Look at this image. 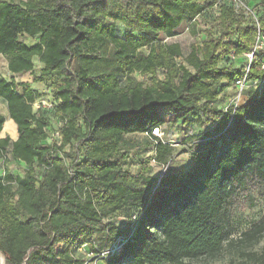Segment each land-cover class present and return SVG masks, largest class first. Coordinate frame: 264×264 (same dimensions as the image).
<instances>
[{"label": "trees", "instance_id": "obj_1", "mask_svg": "<svg viewBox=\"0 0 264 264\" xmlns=\"http://www.w3.org/2000/svg\"><path fill=\"white\" fill-rule=\"evenodd\" d=\"M245 1L264 34V0ZM199 17L209 25L187 51L161 38ZM256 37L251 17L227 0H0V55L11 74L0 75V98L17 132L0 138V154L24 168L0 174L4 263L85 264L82 250L103 264L219 257L237 212L255 203L253 193L264 198V84L244 91L235 107L218 106L238 78L264 81L261 49L239 68L220 65L253 51ZM24 73L50 88L51 108L33 111L41 95L16 83ZM169 112L205 126L186 139V170L168 166L172 148L151 133ZM50 113L62 125L59 140L44 144ZM4 121L0 114V130ZM137 129L152 138L153 160L167 165L162 174L125 166V134ZM118 215L125 225L109 221ZM263 236L264 216L236 244ZM244 255L264 264V251Z\"/></svg>", "mask_w": 264, "mask_h": 264}, {"label": "rangeland", "instance_id": "obj_2", "mask_svg": "<svg viewBox=\"0 0 264 264\" xmlns=\"http://www.w3.org/2000/svg\"><path fill=\"white\" fill-rule=\"evenodd\" d=\"M258 9V8H257ZM256 9V10H257ZM203 17H199V19L195 22V25L183 24L178 29L176 34L170 38H163L165 42H175L178 43L183 51H187L191 44H196L201 41V37L204 35L205 28L208 27V22H206ZM120 28V26H119ZM27 44L35 43L34 39H30L28 37H22ZM261 50L264 51V40L263 45L260 47ZM242 59V60H241ZM245 62H249V58L246 55L243 58H235L231 57V61H221L220 65L227 66L231 69L241 67ZM41 64L35 58L34 59V70L33 75H37L39 72ZM72 66L76 67L75 61L72 62ZM166 70L158 71V77L162 78ZM0 75L3 76L6 80H9L11 74L7 70V61L6 58L0 55ZM33 75L30 73H24L22 75L15 76L16 83L27 82L30 84L32 89L38 91L41 95V100H46L48 103L51 102L52 96L50 88L44 85L41 82H33ZM134 77L139 81L149 82V76H145L139 73H135ZM264 84V81L259 84L250 83L248 81L246 91L251 86L260 88ZM17 90L20 91V86H17ZM244 91L239 96V102L244 99ZM236 89L232 85L224 89L221 93L220 98L218 100V106L227 105L231 102L233 98H236ZM33 111H37L39 108L35 104L32 105ZM0 114L5 117V121L3 123V127L0 130V138L4 136H8L12 140H15L17 137L16 126L12 120H10L7 116L6 104L5 101L0 98ZM176 113L169 112L166 113L163 122L160 125V130L158 131L156 136L160 141L169 145L172 148V154L170 156L169 165L173 168H180L186 170L191 161L190 154V145L192 141H186L188 136H194L199 132L205 129V126L200 125L198 122L193 126H187L180 122V119L175 118ZM48 120L50 122L49 128L50 134L49 137L43 142L44 144L50 143L51 133L58 127V123L56 122L57 118L51 113L47 115ZM125 139L128 146L129 157L125 161V166L132 172L138 170L139 166H146L151 168V174L153 176L159 175L163 173L164 167L167 165H159L153 160V140L151 137H148L143 131L137 129L127 132L125 134ZM9 171L13 175H22L24 172L23 166L16 161L10 160L8 156H4L0 154V174L4 171ZM255 197V203L244 209L243 211L237 212L236 216H234L232 220V225L230 229L229 235L225 240V247L222 254L214 259L201 258L197 260L189 261L191 264H254L250 261L247 256L244 255L246 252L253 251L257 254H260L264 251V236L259 240L258 243L252 246H240V244H236V241L242 237V232L248 230L251 225L257 221H259L264 216V198H257L256 193H253ZM109 221L113 222L118 226H122L126 224V220L121 215H118ZM229 241L235 242V244L228 245ZM81 258H83L86 263L85 264H103L101 260H96L95 257H89L90 253H86L84 250L79 254ZM187 261V260H186ZM0 264L4 263V258L0 254Z\"/></svg>", "mask_w": 264, "mask_h": 264}, {"label": "built area", "instance_id": "obj_3", "mask_svg": "<svg viewBox=\"0 0 264 264\" xmlns=\"http://www.w3.org/2000/svg\"><path fill=\"white\" fill-rule=\"evenodd\" d=\"M230 5L233 7V9H235V11L237 12H241L245 15H248L251 17V19L253 20V22L255 23L256 29H257V37L255 40V44L253 47V51H251L250 53H246V57L249 58V62L252 60L253 57V53L256 49H260V47L263 45V40H264V34L260 33L259 31V22L257 19V15L255 14V11L253 8H251L247 2L245 0H227ZM263 67H264V63H263ZM245 71H248V66L245 67ZM248 79L246 78V75H244L241 78H238L235 83H234V87L236 89V98H233L231 100L230 103H228L227 105L224 106V109H228V107H235L237 106L240 102H239V96L241 95V93H243V91L247 88V84H248ZM33 104H35L37 106V108H51L53 106L52 102H47L46 100L44 101L43 99L41 100V98L37 99ZM62 123L58 122V127L61 126ZM160 130V126L153 128L152 130V135H157L158 131ZM51 140H59V133H58V129H55L54 131H52L51 133ZM166 166L163 169V172L166 170ZM4 173V171L2 172V174ZM117 249L116 245H113L112 247H110L107 250V253H112L113 251H115Z\"/></svg>", "mask_w": 264, "mask_h": 264}]
</instances>
